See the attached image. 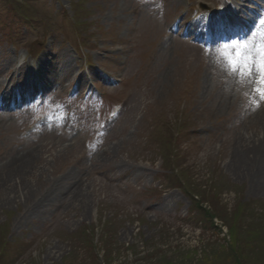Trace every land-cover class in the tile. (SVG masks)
<instances>
[{"label":"rangeland","instance_id":"rangeland-1","mask_svg":"<svg viewBox=\"0 0 264 264\" xmlns=\"http://www.w3.org/2000/svg\"><path fill=\"white\" fill-rule=\"evenodd\" d=\"M199 2L220 10L234 5L0 0V21L8 28L7 39H0V79H14L0 83L9 95H18L35 51L46 64L49 53L58 58L49 65L52 72L71 57L75 70V50L98 70L104 82L91 84H106L105 112L113 115L110 132L99 140L90 136L92 129L83 137L84 128H62L78 120L94 128L100 107L77 98L59 102L52 93L50 99L68 106L62 111L70 119L63 123L64 113L56 115L36 136L25 131L32 107L22 114L0 111V168L32 149L42 159L32 163L36 170L22 165L35 175L19 178L34 189L24 201L5 203L0 196V264H264V187L251 183L252 168L233 172L242 138L258 132L257 125L247 129L245 119L264 100L248 87L252 80L242 65L247 61L255 72L259 56L238 43L216 51L172 34L173 26L176 32L181 23L196 21ZM191 30L192 38L208 32L202 26ZM229 59L238 61L240 71L231 70ZM73 178L74 197L67 190ZM60 187L64 200L54 208L41 201L39 217L25 215L26 205Z\"/></svg>","mask_w":264,"mask_h":264},{"label":"bare ground","instance_id":"bare-ground-1","mask_svg":"<svg viewBox=\"0 0 264 264\" xmlns=\"http://www.w3.org/2000/svg\"><path fill=\"white\" fill-rule=\"evenodd\" d=\"M242 4V0H239ZM247 0H245L244 2H246ZM249 2V0L247 1ZM246 2V3H247ZM240 7H242V5H240ZM229 22H232L230 19L228 20ZM8 65V64H6ZM68 63L61 65L60 69L58 70V76L59 78L61 77H67V75H69V71L71 70L70 67H68ZM41 70L44 71V67H40ZM35 72V71H34ZM38 73V72H36ZM73 75H71L69 77V79H72ZM36 79V78H35ZM77 83L83 84L84 79L83 76L81 77H76ZM0 89L3 90V84L0 83ZM246 121V125H248V128H251L254 125L258 126V132H256L253 136H251L250 138H242L244 140V146L237 151V153L235 152V155L238 154V157L236 160H234L233 164H235L233 167V172L236 175H239V173L242 175L244 172H249L250 169L252 168L253 173L255 174L254 178H252V182L254 185L258 186V188H262L264 187V107H259L258 110L254 113H250L247 118L245 119ZM249 123V124H248ZM259 132H261L262 135H259ZM108 152H111L110 150L107 149V152H103L101 154V156H105L108 154ZM253 152L252 158H250V154ZM255 152V153H254ZM41 153L40 150L37 149H32L31 151H28L27 153H25V156H21V158L16 161V164L14 163V165L10 166V167H2L0 168V172L6 170L5 172H7L5 175L3 172L2 174H0V196L3 193V200L5 201V203H9L12 202L14 200H23L26 199L29 196V193L33 192V190H31L32 185L23 181L22 183H20L22 180H24L25 178L29 177L32 178V176H35L33 174H30L28 176V173L26 171V167L22 168L23 166H28L32 167V163L35 162V160H42L41 157L39 156ZM260 158H259V156ZM258 156V157H257ZM256 158H258V164L253 163V160H256ZM40 159V160H39ZM101 159V158H100ZM103 159V158H102ZM19 164V165H17ZM49 163L45 161V165L47 166ZM35 166V165H34ZM38 166V164L36 165ZM43 166V165H42ZM15 167V168H14ZM239 167V168H238ZM236 168V169H235ZM32 170H36L37 167L35 168H31ZM31 171V170H30ZM38 171V170H37ZM44 174H42L43 176ZM252 175V173H251ZM41 176V179H43ZM25 177L24 179H19ZM253 177V176H252ZM18 178L16 181H14L13 183H9L11 182V180H14ZM40 178V177H39ZM40 179V180H41ZM75 179L73 178L70 182V186L67 188L69 193H73V197L76 195L74 192H76V186L74 184ZM45 182V181H44ZM79 182V180H78ZM255 187V186H254ZM256 188V187H255ZM5 189V191H4ZM64 188L60 187L58 188V190H56L55 192H51L50 194L47 193V196H44L40 199H38V201H34L33 204L29 205V206H25V209L30 207L29 209H27L25 215H28L30 213H32V215L34 217H39L40 215V209L41 208V201L45 202V205L47 208H54L56 203H60L61 199L64 200L65 196H64ZM14 192H12V191ZM78 190V189H77ZM83 194V192H82ZM72 197V200H74V198ZM77 200V199H76ZM43 202V203H44ZM46 208V210H47Z\"/></svg>","mask_w":264,"mask_h":264},{"label":"snow or ice","instance_id":"snow-or-ice-1","mask_svg":"<svg viewBox=\"0 0 264 264\" xmlns=\"http://www.w3.org/2000/svg\"><path fill=\"white\" fill-rule=\"evenodd\" d=\"M233 47H237L233 45ZM244 47H247L246 45ZM259 59L255 62V72L253 66H250L247 61L243 63L244 72L247 73L249 80H252V90L258 95L261 100H264V45H262L258 52ZM231 70L235 73L240 71V65L237 60L229 59ZM243 74V73H242ZM255 77V79H253Z\"/></svg>","mask_w":264,"mask_h":264},{"label":"trees","instance_id":"trees-1","mask_svg":"<svg viewBox=\"0 0 264 264\" xmlns=\"http://www.w3.org/2000/svg\"><path fill=\"white\" fill-rule=\"evenodd\" d=\"M231 264H242L241 262H237V259H234V261Z\"/></svg>","mask_w":264,"mask_h":264}]
</instances>
